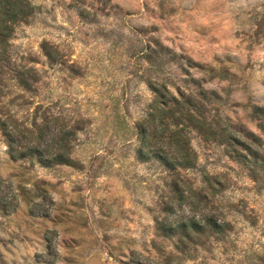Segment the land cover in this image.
<instances>
[{
    "label": "rangeland",
    "instance_id": "rangeland-1",
    "mask_svg": "<svg viewBox=\"0 0 264 264\" xmlns=\"http://www.w3.org/2000/svg\"><path fill=\"white\" fill-rule=\"evenodd\" d=\"M31 1L38 11L17 26L11 50L17 63L32 59L40 79L33 96L10 83L2 108L25 120L39 104L77 122L78 168L12 160L0 137L12 203L0 212V264H264V189L193 130L197 163L179 174L194 188L206 174L219 179L213 202L230 231L185 252L158 231L170 175L136 159L134 127L153 97L147 79L168 78L173 90L206 93L208 115L257 135L264 157V131L250 117L264 104V0ZM43 41L58 63H47Z\"/></svg>",
    "mask_w": 264,
    "mask_h": 264
},
{
    "label": "trees",
    "instance_id": "trees-1",
    "mask_svg": "<svg viewBox=\"0 0 264 264\" xmlns=\"http://www.w3.org/2000/svg\"><path fill=\"white\" fill-rule=\"evenodd\" d=\"M31 0H0V137L7 155L12 160H26L43 167L66 165L78 168L71 157L73 140L81 127L70 123L48 110L39 112V104L29 119H20L12 109H3L10 83L33 96L39 82L38 70L29 63H17L11 50V39L18 25L27 23L38 11ZM40 49L48 64L58 63L54 46L43 41ZM157 64V63H156ZM159 64V63H158ZM153 93L143 117L134 124L138 145V161L156 162L169 175L168 192L162 199L159 214L155 216L158 231L174 238V247L185 252L191 245L203 246L209 240H219L230 231V223L217 210L213 197L223 185L216 176L206 174L205 185L194 188L179 171L196 166L197 155L190 144L189 132L196 131L206 140L225 146L228 155L239 161L250 178L264 189V157L260 154V138L252 132L241 133L220 124L208 115L206 105L198 95L209 97L202 90L185 92L176 85L171 89L168 78L147 79ZM23 95H16L22 97ZM15 98V97H14ZM251 119L259 120L264 131V104L253 106ZM0 179V211L6 213V192ZM5 187H10L6 185ZM14 197L17 194H13ZM15 205H13L14 207ZM187 209V213L185 212ZM31 214H38L30 209ZM264 263V253L260 256Z\"/></svg>",
    "mask_w": 264,
    "mask_h": 264
},
{
    "label": "clouds",
    "instance_id": "clouds-1",
    "mask_svg": "<svg viewBox=\"0 0 264 264\" xmlns=\"http://www.w3.org/2000/svg\"><path fill=\"white\" fill-rule=\"evenodd\" d=\"M185 212L187 213V209H185Z\"/></svg>",
    "mask_w": 264,
    "mask_h": 264
}]
</instances>
